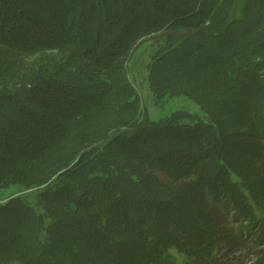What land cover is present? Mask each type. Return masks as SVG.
<instances>
[{
    "label": "trees",
    "instance_id": "16d2710c",
    "mask_svg": "<svg viewBox=\"0 0 264 264\" xmlns=\"http://www.w3.org/2000/svg\"><path fill=\"white\" fill-rule=\"evenodd\" d=\"M153 36L155 102L211 121L149 116L128 60ZM0 196V264H200L263 240L264 0H0Z\"/></svg>",
    "mask_w": 264,
    "mask_h": 264
},
{
    "label": "rangeland",
    "instance_id": "374dc122",
    "mask_svg": "<svg viewBox=\"0 0 264 264\" xmlns=\"http://www.w3.org/2000/svg\"><path fill=\"white\" fill-rule=\"evenodd\" d=\"M165 44L164 37L153 36L148 37L141 41L134 51L131 53L128 60V70L129 75L134 83L143 105L147 110L149 116L152 119H160L171 114L173 111L179 109H186L192 113L199 115L201 118L211 121L209 114L201 107V105L193 100L192 98L181 95L171 98L165 105H158L155 102L154 92L150 86L149 79V67L154 59V55L157 53L159 48ZM11 191H15L14 188L7 191L5 195L9 194ZM42 190L33 189L22 193L28 200V202L35 207L38 211H44V207L39 202V196ZM5 200L0 196V202ZM223 220L229 225L234 227L240 226L239 222H234L231 216L223 212ZM258 225L253 226L255 233L251 232L248 234L246 239L241 241L238 245L232 249H222L216 252L212 262H205L201 260L200 264H254L261 255L262 249H264V239L260 240L258 238ZM246 232L245 234H247ZM174 249V248H173ZM175 253L176 250H173ZM184 264V263H178Z\"/></svg>",
    "mask_w": 264,
    "mask_h": 264
}]
</instances>
